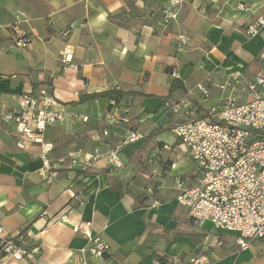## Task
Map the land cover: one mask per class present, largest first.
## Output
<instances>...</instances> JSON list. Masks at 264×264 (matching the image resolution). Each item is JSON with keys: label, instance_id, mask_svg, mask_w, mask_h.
<instances>
[{"label": "crops", "instance_id": "0c3cea01", "mask_svg": "<svg viewBox=\"0 0 264 264\" xmlns=\"http://www.w3.org/2000/svg\"><path fill=\"white\" fill-rule=\"evenodd\" d=\"M172 2L0 0V115L42 85L66 111L65 121L44 134L53 144L52 168L44 170L42 143L19 147L16 125L0 118V247L22 233L35 250L21 259L1 253L0 264H264V238L241 250L236 232L211 221L197 225L178 202L176 181L193 184L199 168L174 132L232 94L221 87L230 73L257 76L264 29L254 36L245 29L264 15L262 0ZM168 7L176 18L166 17ZM17 16L32 39L27 48L12 37ZM179 34L188 38L181 50ZM67 45L71 61L62 54ZM108 90L123 94L92 95ZM166 101L184 107L174 113ZM104 129L109 134L99 138ZM132 131L143 137L124 143ZM95 148L118 149L123 165L104 155L84 168L79 159ZM81 223L110 244L103 256L80 253L89 243L75 229Z\"/></svg>", "mask_w": 264, "mask_h": 264}, {"label": "built area", "instance_id": "2783aa9c", "mask_svg": "<svg viewBox=\"0 0 264 264\" xmlns=\"http://www.w3.org/2000/svg\"><path fill=\"white\" fill-rule=\"evenodd\" d=\"M179 1L173 0L172 6L178 5ZM262 4L264 6V0ZM238 8L246 10L247 6L239 3ZM164 13L167 18L177 17V12L169 7L164 9ZM17 18L11 25L12 37L15 45L27 48L32 39ZM262 29L264 15L253 19L245 31L254 36ZM70 32L71 29L67 28L62 31V36L67 38ZM187 44V36L179 34L177 48L181 50ZM62 54L65 61H71V46L67 45ZM221 87H228L232 92L223 103L212 106L205 117L192 116L174 127L175 134L187 146L199 168L193 184L183 179L176 181V198L188 209L197 225L211 221L217 229L236 232V243L242 250L249 248L254 240L264 238V52L255 79L244 80L243 75L235 71L226 77ZM244 92L250 93L251 97L241 101ZM165 105L174 113L184 107V104L172 101H166ZM0 118L16 125L19 147H25L28 141L42 143V170L52 168L49 153L53 144L44 143V134L47 128L65 121L66 111L47 85L40 86L36 92L26 91L19 95L16 106ZM108 134L109 130L104 129L99 138ZM142 137V133L132 131L124 143L138 141ZM104 155L109 157L112 165H123L118 149L104 153L99 148H95L88 157L79 159V163L87 168ZM72 162H77V159ZM52 175L56 176L57 172L53 171ZM75 229L89 238L88 245L80 250L85 258L88 255L103 256L110 250L106 240L92 234L90 223H81ZM1 231L0 228V234ZM25 242L22 233L14 238H3L0 254H10L15 259L31 256L35 250H29ZM79 264H88V261L85 259ZM193 264L202 262L193 259Z\"/></svg>", "mask_w": 264, "mask_h": 264}, {"label": "trees", "instance_id": "16d2710c", "mask_svg": "<svg viewBox=\"0 0 264 264\" xmlns=\"http://www.w3.org/2000/svg\"><path fill=\"white\" fill-rule=\"evenodd\" d=\"M177 84V80H174L171 86V89H173ZM123 94L120 90H108L103 92H98L95 94H92L93 96H107L109 98H119Z\"/></svg>", "mask_w": 264, "mask_h": 264}, {"label": "rangeland", "instance_id": "374dc122", "mask_svg": "<svg viewBox=\"0 0 264 264\" xmlns=\"http://www.w3.org/2000/svg\"><path fill=\"white\" fill-rule=\"evenodd\" d=\"M241 100V99H240Z\"/></svg>", "mask_w": 264, "mask_h": 264}]
</instances>
